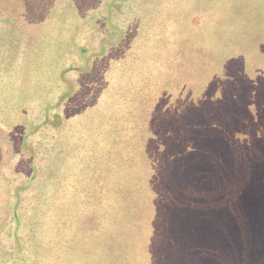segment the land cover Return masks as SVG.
Here are the masks:
<instances>
[{"label": "trees", "instance_id": "trees-1", "mask_svg": "<svg viewBox=\"0 0 264 264\" xmlns=\"http://www.w3.org/2000/svg\"><path fill=\"white\" fill-rule=\"evenodd\" d=\"M147 1L0 16V264H264V0Z\"/></svg>", "mask_w": 264, "mask_h": 264}, {"label": "rangeland", "instance_id": "rangeland-1", "mask_svg": "<svg viewBox=\"0 0 264 264\" xmlns=\"http://www.w3.org/2000/svg\"><path fill=\"white\" fill-rule=\"evenodd\" d=\"M33 1L36 0H0V16H5V15H11V16H26V15H35L36 14V9L37 8H41L42 10H47L49 7L48 5H44V6H37L36 4L33 3ZM48 2V0H46ZM54 2V1H59V0H50L48 3L46 2V4H50V2ZM63 1V0H60ZM74 2L73 5L76 6V2H78L79 4L82 5L83 3V7H85L87 9L88 12L93 13V16L95 19V22H98L97 24H95V27L92 26V28L88 25V27L85 29L84 27H80L79 31H78V35L76 36V43H78L79 45H87V47H89L90 49H93V51H95L98 46H99V41L103 36H107V40L104 43L105 46H107V48H112L114 46L117 45V43H119V41H123V39H125V36H123L121 32H114V29H112L113 26H111L110 20H112V18L114 17V14H116V9H118L119 11L127 12L128 8H129V2H135L136 0H72ZM156 1L157 0H148L147 3L149 5H151L152 7L156 8ZM187 1V0H186ZM202 0H200L201 2ZM221 0H219L217 2V6H216V10L215 12H222V6L223 4H221L220 2ZM45 4V3H44ZM190 4V3H189ZM188 4V5H189ZM63 7L62 4H60V7ZM186 8V7H185ZM50 9V8H49ZM77 10L78 6H76ZM64 8H60V11L64 12ZM189 10H191L190 8H188V10H186L187 12H189ZM60 11H51L52 13H61ZM157 10H153V9H148L147 12L150 13H154ZM150 17H154L156 16L155 14H149ZM219 15V14H218ZM223 14H220L218 17L221 19L223 16ZM188 18V17H187ZM104 20V26L103 28H100V25H103V23L101 22V20ZM189 20V19H188ZM188 20L184 19L183 22L187 23ZM98 26V27H97ZM155 28V27H154ZM116 35V39H114V37L112 36L114 33ZM150 33V39L147 38V36L145 37V40L148 41L147 45L148 48H150V57H152L155 53V49H156V39H155V32L153 30L150 29V31H148ZM144 33L146 34V30L144 31ZM138 32L134 29L131 31V34H127L126 37H128L129 40H133V39H138L137 36ZM147 35V34H146ZM75 39V38H74ZM140 42H142V38L140 37ZM77 45V46H79ZM140 48V47H138ZM95 49V50H94ZM96 52V51H95ZM154 58V56H153ZM152 58V59H153Z\"/></svg>", "mask_w": 264, "mask_h": 264}]
</instances>
